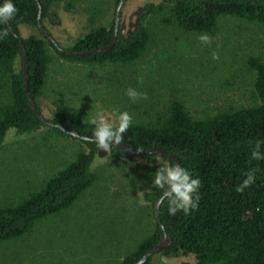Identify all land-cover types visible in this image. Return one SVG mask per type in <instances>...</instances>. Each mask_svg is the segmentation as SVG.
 Masks as SVG:
<instances>
[{"label":"rangeland","instance_id":"374dc122","mask_svg":"<svg viewBox=\"0 0 264 264\" xmlns=\"http://www.w3.org/2000/svg\"><path fill=\"white\" fill-rule=\"evenodd\" d=\"M121 0H69L58 3L45 20L61 48L99 27H113ZM162 0H125L119 14L124 36L132 33L149 4ZM152 42L140 59L130 64H88L66 59L46 41L50 57L40 98L43 116L52 119L66 109L88 121L102 110L117 124V111H127L132 122H151L175 99L194 118L250 107L254 92L252 57H264V26L232 16L218 20L213 33L185 32L167 13L148 20ZM23 36H40L33 25L21 27ZM210 37V43L202 36ZM216 55L218 58L213 59ZM21 69V59L15 64ZM0 84L2 85L1 81ZM131 88L139 95L131 99ZM9 88L0 86V93ZM83 146L80 140L42 127L28 136L11 132L0 149V196L19 199L43 178L70 162ZM143 157L116 160L99 151L93 163L96 183L71 207L37 222L19 239L0 243V264H122L140 240L155 230L154 206L144 199L155 174L148 175ZM152 164L169 163L156 158ZM150 188V189H149ZM194 256L166 258L152 264L195 263Z\"/></svg>","mask_w":264,"mask_h":264},{"label":"trees","instance_id":"16d2710c","mask_svg":"<svg viewBox=\"0 0 264 264\" xmlns=\"http://www.w3.org/2000/svg\"><path fill=\"white\" fill-rule=\"evenodd\" d=\"M13 3L17 8L14 18L7 25H0V30L6 28L9 33L0 39V86L9 88L8 92L0 93V149L11 132L28 136L42 127L80 140L83 146L74 160L63 163L52 175L43 178L33 191L14 200L6 194L0 196V243L21 238L37 222L71 207L97 180L93 163L101 150L86 139L94 126L66 109L52 119L42 114L40 98L50 64L46 41L66 59L125 65L136 62L146 52L152 42L148 20L160 13H168L185 32L213 33L223 16L264 26V0H162L159 5H147L128 36L121 33L116 16L112 28L91 30L65 49L51 41L43 29L46 30L45 20L51 17L54 6L64 3L70 9L69 0H13ZM23 25L37 27L41 35L23 36ZM116 28L118 36L111 46ZM97 49L102 50L79 54ZM18 59H21L20 70L15 66ZM248 61L256 73L254 92L259 101L255 105L194 118L184 103L175 99L153 121L131 122L123 134L120 144L142 155H134L122 146L111 147L109 155L116 160L145 158L147 163L143 167L148 175L161 167L152 164L156 158L167 161L169 166L177 165L173 158L150 151L175 155L180 166L201 181L199 205L188 214L181 210L175 216L170 215L169 202L165 199L157 216L162 190L151 187L145 192V201L155 209L156 227L126 255L122 264H135L164 235L171 239V244L155 252L144 264H152L157 253L166 258L195 257V263L186 264H264V159L252 156L254 151L264 156V57H252ZM28 93L42 117L33 110ZM250 171L254 172L255 182L242 192L237 191Z\"/></svg>","mask_w":264,"mask_h":264},{"label":"clouds","instance_id":"9594fccd","mask_svg":"<svg viewBox=\"0 0 264 264\" xmlns=\"http://www.w3.org/2000/svg\"><path fill=\"white\" fill-rule=\"evenodd\" d=\"M16 12L17 8L13 0H0V25L9 24ZM8 34L6 28L0 30V39L7 37ZM200 39L203 42L210 43V37L206 35ZM216 58L218 57L214 55L213 59ZM126 95L134 100L139 94L134 89L129 88ZM116 119L117 124L110 123L103 111L98 110L89 120V123L94 127L91 136L86 139L90 143L94 142L97 150L109 152L113 145H119L123 141V134L127 132L131 125L132 116L127 111H117ZM257 148H259V144ZM252 156L257 160L264 159L259 151L252 152ZM254 182V172L250 171L236 190L242 192ZM152 183L154 187L162 190L158 202L168 200L170 215L175 216L181 210L188 214L190 210L197 209L200 200L198 190L201 187V181L199 178H193L191 173L184 167L165 164L157 169Z\"/></svg>","mask_w":264,"mask_h":264},{"label":"water","instance_id":"95a60500","mask_svg":"<svg viewBox=\"0 0 264 264\" xmlns=\"http://www.w3.org/2000/svg\"><path fill=\"white\" fill-rule=\"evenodd\" d=\"M124 2H125V0H121L120 3H119L117 17L120 14V9H121V7H122ZM39 17L41 18V13H40ZM117 28L115 30V34H114L111 46L116 42V39H117V36H118V29ZM43 32H44V34H46L48 36V38L51 41H53V42L55 41L53 39L52 35L48 31L43 29ZM101 50L102 49H97V50H92V51H88V52H81L79 54L83 56V55L90 54V53L95 52V51H101ZM74 54H76V53L74 52ZM25 72H27V66L26 65H25ZM28 88H29L28 87V79L26 78V90L27 91H28ZM29 97H30V102H31V105L33 107V110L38 114V116L42 117L40 110L37 108V106H36V104L34 102V99L30 96V94H29ZM75 135L78 136L77 133H75ZM118 146H122L124 149H126L127 151H129L130 153H132L134 155H142L143 154L140 151H137V150H135V149H133L131 147H128V146H124L122 144H119ZM150 153L159 154V155H167V156L173 158L174 160H176L177 165H180L179 159L175 155L166 153V152L161 151V150H159V151H150ZM160 203L161 202H157V216H158V213H159ZM170 244H171V239L167 235H164L163 238L161 239V241L152 250H150L143 258L139 259L135 264H144L146 262V260L150 256H152L155 252L168 247Z\"/></svg>","mask_w":264,"mask_h":264}]
</instances>
